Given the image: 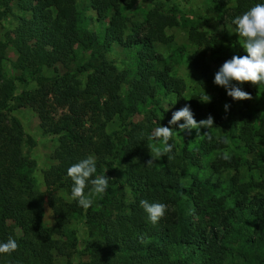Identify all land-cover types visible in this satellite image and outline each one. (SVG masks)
Wrapping results in <instances>:
<instances>
[{
    "label": "trees",
    "instance_id": "1",
    "mask_svg": "<svg viewBox=\"0 0 264 264\" xmlns=\"http://www.w3.org/2000/svg\"><path fill=\"white\" fill-rule=\"evenodd\" d=\"M12 1L27 14L19 16L23 34L14 44L18 77L4 71L10 40H0V241L11 236L19 247L10 256L0 255V264H55V253L64 254L66 247L61 237L68 240L73 234L68 229L72 219L85 224L89 238L90 256L77 264H264V193L260 192L264 181L233 176L225 183L221 178L231 167L264 163V83L238 85L257 103L237 110L230 106L226 112L224 105L236 100L225 88L219 86L206 105L198 95L186 98L183 82L170 74L171 68L155 51L154 42L163 39L164 28L179 25L175 13L155 8L144 22L133 21L131 32L125 33V19L118 12L132 0H90L93 14L78 10L76 0H0L4 15L10 13ZM208 1L223 9L221 23L235 28L236 16L264 2L234 0L227 11L231 0ZM91 22H98L101 29H89ZM188 35L207 40L215 62L228 49L224 41L232 45L226 60L236 52L247 55L235 40L199 32L194 26ZM70 40L87 58L74 60ZM114 44L136 53L131 69L117 71L109 63L106 52ZM190 58L195 68L203 66L199 50ZM73 60L76 63L68 66ZM58 65L63 72L45 75L47 68ZM85 72L83 83L80 77ZM16 80L36 85L17 93ZM107 81L115 88L111 93H105ZM161 90L175 95L171 114L189 105L197 121L211 114L215 124L201 127L197 135L196 129H179L181 119L168 141L172 152L149 165L154 155L149 146H163L162 140L148 138L156 113L152 103ZM20 106H30L38 114L41 131L56 136L55 163L43 172L46 191L35 188L34 162L21 150L23 142L33 144L32 137L16 117L7 120V112ZM132 107L144 112L141 120L128 122ZM114 120L120 128L107 131ZM214 149L235 152L228 159L222 153L211 157ZM89 155L96 159L92 178L105 174L108 189L102 198L92 197L93 204L84 209L71 197L73 181L67 169ZM91 189L89 181L86 196ZM43 197L53 214L51 226L43 220ZM142 199L167 205L157 224L148 220ZM9 220L18 224L19 232L10 228Z\"/></svg>",
    "mask_w": 264,
    "mask_h": 264
},
{
    "label": "rangeland",
    "instance_id": "2",
    "mask_svg": "<svg viewBox=\"0 0 264 264\" xmlns=\"http://www.w3.org/2000/svg\"><path fill=\"white\" fill-rule=\"evenodd\" d=\"M77 8L87 14H93L89 9L90 0H76ZM131 5L124 6L118 12L124 19L126 24L125 33L131 32L133 28V21L144 22L147 13L151 12L155 8H158L161 12H172L177 16L179 25L164 28L163 39H157L154 42L155 51L164 58L163 65H167L171 68L170 74L176 78H179L183 82L182 93L187 98L193 94L198 95L200 100L207 95H217L218 85L213 83L215 72L219 69V66L227 58L228 50H232L230 41H224V44L228 49L221 52L222 60L215 62L209 55V43L207 40H193L189 38L188 28L194 26L199 32H207L219 36L220 39L227 38L228 40H235L242 47L245 42V38L239 36L237 28L233 27L229 23H221L220 17L222 8L216 4L209 2L208 0H132ZM234 5V0L226 6L227 11ZM10 13H0V40H10L9 45L6 48V56L3 60L4 71L7 75L12 77H18L20 71L14 68L13 62L17 58V52L14 44L22 37L23 27L19 16H25L27 13L21 11L16 1H12L8 4ZM113 14L112 11L108 12V15ZM225 17V16H223ZM108 18H106L107 20ZM88 28L97 31L100 30V24L98 22H91ZM142 30V27H141ZM75 52V59L87 58L86 54L78 46L77 42L70 40L68 42ZM230 48V49H229ZM243 48V47H242ZM202 53V67L195 68L191 62V54L195 51ZM237 55V52L235 53ZM79 58V59H78ZM106 58L109 63L115 67L117 71L122 69H131L133 67V61L136 60V53L133 49L122 48L114 44L111 49L106 52ZM68 65L72 67L76 62ZM162 65V66H163ZM61 65L54 68H47L45 75L61 73L63 70ZM66 68V67H64ZM90 72V71H86ZM81 75V80L85 82L84 74ZM17 89L19 93L22 89L33 88L36 85L35 81H30L27 86H24L19 80H16ZM106 85L109 87L105 93H111L115 90L112 86V81H107ZM105 96V95H104ZM157 101L153 102L152 110H156L154 116H152L153 132L155 128L160 126H167L174 129L175 125L169 124L171 119V104L175 102L174 93L165 94L162 90L156 93ZM259 99V98H258ZM202 101V100H201ZM203 102V101H202ZM205 105L207 102H203ZM231 103L232 109L237 110L242 105L245 108L253 103H257V100H239ZM165 110V111H164ZM167 110V111H166ZM166 112V113H165ZM144 112L138 107H132L129 111L128 122H136L143 118ZM7 120L9 116H14L18 119L21 128L24 133L28 134L33 139V144L29 145L27 142H23L21 150L23 155L25 154L34 162L32 169V178L35 188L40 191H46V187L43 182V172L50 165L55 163L52 158V152L56 146V136L51 134H44L40 128V119L38 114L30 106H20L10 112H7ZM118 120H114L107 126V131L112 129H119ZM235 152L229 149L217 150L214 149L211 157L216 154H226L229 156ZM205 158V156L203 157ZM237 176L243 181H255V183L264 181V163L250 166H240L238 169L233 167L225 170L221 175L225 183H230V178ZM262 186V185H260ZM260 188V187H258ZM261 193H264L263 189H260ZM60 194L64 193L58 191ZM66 199L68 196L64 195ZM129 200V196H127ZM42 204L44 208L43 220L46 225L51 226L54 224L53 214L49 208L48 201L45 197L42 198ZM115 211H112L114 213ZM197 219V216L192 217ZM207 218V217H206ZM205 218V219H206ZM9 226L15 232H19L18 224L13 220H9ZM68 229L73 232L68 240L61 237V240L65 242L64 254L55 253V264H77L79 262L86 261L90 253L86 249V241L89 239L87 235V228L84 223H80L77 219H72L68 224ZM59 237V236H57Z\"/></svg>",
    "mask_w": 264,
    "mask_h": 264
},
{
    "label": "clouds",
    "instance_id": "3",
    "mask_svg": "<svg viewBox=\"0 0 264 264\" xmlns=\"http://www.w3.org/2000/svg\"><path fill=\"white\" fill-rule=\"evenodd\" d=\"M233 23L237 26L239 36L245 38L242 47L247 55H233L230 59L225 60L215 72L213 83L225 88L227 95L232 97L233 100H251L253 98L252 94L242 90L238 85L264 83V2L256 3L241 15L236 16ZM201 100L210 102L211 97L207 95ZM229 107L230 105L227 103L224 105L226 112ZM181 119L184 120V123L179 124V129L189 131L196 129L197 135H199L201 127L210 129L215 124L214 117L211 114L207 118L197 121L189 105L174 111L168 123L175 125ZM172 134V128L170 127L160 126L155 128L148 138L149 140H162L163 146H149L151 153L154 155H151L152 159H149L147 164L151 165L155 159L172 152L173 145L168 143L172 138ZM224 143H228L227 138L224 139ZM224 159H228L226 154ZM96 170V159L91 155L72 164L67 169V175L73 181L71 197L73 200L78 201V204L84 209L91 207L93 204L92 197L99 196L102 198L108 189V177L105 174L92 178ZM89 181L92 189L86 196L84 189ZM140 206L147 213L148 220L153 225L159 222L167 210V205L164 203H150L144 199L140 201ZM18 247L17 241L10 236L7 241H0V255L10 256Z\"/></svg>",
    "mask_w": 264,
    "mask_h": 264
}]
</instances>
